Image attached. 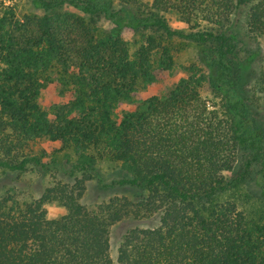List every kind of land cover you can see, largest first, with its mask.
<instances>
[{"label":"trees","instance_id":"obj_1","mask_svg":"<svg viewBox=\"0 0 264 264\" xmlns=\"http://www.w3.org/2000/svg\"><path fill=\"white\" fill-rule=\"evenodd\" d=\"M32 3L43 13L21 17L0 0V168L54 180L39 198L0 195V264H264V68L256 78L259 55L242 56L233 30L248 6L249 32L263 35L264 0ZM184 41L198 46L188 75L138 97L176 68ZM51 83L67 99L46 109ZM44 141L61 147L49 153ZM94 178L137 195L87 207ZM48 203L66 213L50 217ZM152 217L156 226L124 234L114 259L111 227Z\"/></svg>","mask_w":264,"mask_h":264},{"label":"rangeland","instance_id":"obj_2","mask_svg":"<svg viewBox=\"0 0 264 264\" xmlns=\"http://www.w3.org/2000/svg\"><path fill=\"white\" fill-rule=\"evenodd\" d=\"M7 4L14 6L19 14V16H24L25 14H41L42 10H39L33 6L32 0H3ZM150 2L151 0H145ZM69 10L75 11V9L68 8ZM248 11L249 7H242L234 16L233 30L238 34L240 39V51L242 56H246L248 52L257 53L259 56L254 63V69H256V78L259 75L260 69L264 68V34L259 36L252 35L248 30ZM170 24L173 28L187 31L188 27L185 23L179 21L175 17H170ZM103 27L110 28L111 24L109 22L101 21L99 22ZM125 38L129 40L139 39V33H135L131 30H126L124 32ZM198 46L194 43L183 42L182 47L176 53L178 64L175 69L171 71L158 70L156 72V81L149 83L147 87H143L138 92V97L149 98L153 95L163 94L167 92L171 85L179 81L181 78L188 75L185 67L198 62ZM255 77V75H254ZM202 93L207 98H212V91L208 84L202 87ZM260 99H262V107L264 110V89L258 93ZM66 96H62L56 85V83L49 84L42 93L41 103L46 109H50L54 104L66 100ZM128 106L127 104L123 105ZM130 106V105H129ZM131 108V107H128ZM42 147L46 149L49 153L57 150L61 147V144L54 143L51 141H44ZM240 163L238 164V169L241 168L243 164L242 160L244 154L240 155ZM49 159V158H48ZM47 159V160H48ZM106 167V166H105ZM105 176L111 177L113 173L111 170L104 171ZM57 176V175H56ZM65 181H70V178L64 175H60ZM54 180V175L50 173H40L34 169H29L25 172H18L10 169L0 168V195L5 194L10 191L15 193L21 200H29L34 198H39L45 189ZM115 194H126L130 197L136 196L137 192L131 188L118 187L115 189H102L99 181L94 178L88 182L86 193L82 199V202L90 208L97 206L99 203L108 200ZM228 197L227 194L221 195V199L224 200ZM46 209L50 217H60L66 213L65 207L59 205L58 203H48L46 204ZM158 224V218L152 217L143 220L126 219L119 223H116L111 227V251L114 259L117 258L118 247L122 241L124 234L133 227H154Z\"/></svg>","mask_w":264,"mask_h":264}]
</instances>
